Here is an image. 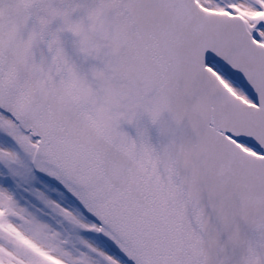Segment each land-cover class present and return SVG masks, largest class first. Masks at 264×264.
<instances>
[{
	"label": "snow or ice",
	"instance_id": "snow-or-ice-1",
	"mask_svg": "<svg viewBox=\"0 0 264 264\" xmlns=\"http://www.w3.org/2000/svg\"><path fill=\"white\" fill-rule=\"evenodd\" d=\"M0 264H264V0H0Z\"/></svg>",
	"mask_w": 264,
	"mask_h": 264
}]
</instances>
